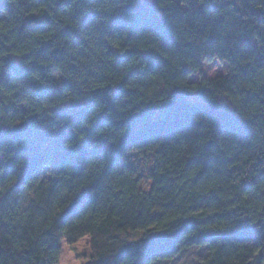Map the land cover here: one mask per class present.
<instances>
[{"label":"trees","instance_id":"trees-1","mask_svg":"<svg viewBox=\"0 0 264 264\" xmlns=\"http://www.w3.org/2000/svg\"><path fill=\"white\" fill-rule=\"evenodd\" d=\"M144 1L0 0V264H264V0Z\"/></svg>","mask_w":264,"mask_h":264},{"label":"rangeland","instance_id":"rangeland-1","mask_svg":"<svg viewBox=\"0 0 264 264\" xmlns=\"http://www.w3.org/2000/svg\"><path fill=\"white\" fill-rule=\"evenodd\" d=\"M140 3L148 1L139 0ZM229 72V66L226 63L219 61L205 62L203 65V71L200 75L193 76L192 82L198 83L203 80H213L218 77L227 76ZM194 101H199L197 97L192 98ZM152 159L141 158L138 152H132L123 162V165L130 167L135 171L137 176L141 179L142 187L145 190L150 188V182L148 179V173L150 172ZM91 238L85 237L79 240L77 243L71 244L67 240L62 241V251L60 254L59 264H85L91 255ZM203 251L193 249L183 253L178 259L171 264H195L200 258Z\"/></svg>","mask_w":264,"mask_h":264}]
</instances>
